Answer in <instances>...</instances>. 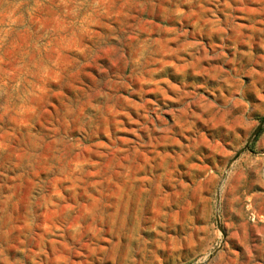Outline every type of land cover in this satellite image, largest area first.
Returning a JSON list of instances; mask_svg holds the SVG:
<instances>
[{"label":"rangeland","instance_id":"1","mask_svg":"<svg viewBox=\"0 0 264 264\" xmlns=\"http://www.w3.org/2000/svg\"><path fill=\"white\" fill-rule=\"evenodd\" d=\"M263 118L264 0H0V264H264Z\"/></svg>","mask_w":264,"mask_h":264},{"label":"water","instance_id":"2","mask_svg":"<svg viewBox=\"0 0 264 264\" xmlns=\"http://www.w3.org/2000/svg\"><path fill=\"white\" fill-rule=\"evenodd\" d=\"M264 125V118L262 119L261 123L258 125L257 129L255 130L254 134L252 135V137L249 139L248 143L246 144L245 148H249V144L250 142L256 137V135L261 131L262 127ZM241 153V151H240ZM239 153V154H240ZM238 154V155H239Z\"/></svg>","mask_w":264,"mask_h":264}]
</instances>
